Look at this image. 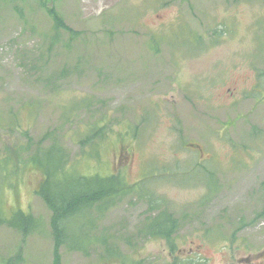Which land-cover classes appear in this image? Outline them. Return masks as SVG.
Segmentation results:
<instances>
[{
	"label": "rangeland",
	"instance_id": "obj_1",
	"mask_svg": "<svg viewBox=\"0 0 264 264\" xmlns=\"http://www.w3.org/2000/svg\"><path fill=\"white\" fill-rule=\"evenodd\" d=\"M12 1L0 0V155L58 128L74 160L61 105L85 99L83 131L117 130L75 172L122 174L133 191L92 207L97 241L62 246L61 264H238L242 241L262 256L264 0ZM17 159L0 168V216L31 214L36 231L1 223L0 264H54L44 174ZM156 217L173 221L167 236L147 231Z\"/></svg>",
	"mask_w": 264,
	"mask_h": 264
},
{
	"label": "trees",
	"instance_id": "obj_2",
	"mask_svg": "<svg viewBox=\"0 0 264 264\" xmlns=\"http://www.w3.org/2000/svg\"><path fill=\"white\" fill-rule=\"evenodd\" d=\"M49 11L58 29H66L75 33L65 23L64 18L56 8L51 7ZM71 102V105H61V108H63L62 124L67 125L69 128L73 127V135L78 137L77 143H79L82 150L80 156L90 155L97 159L99 157V148L102 146L103 141L109 137L111 132H115L117 129L113 126L107 127L104 124L93 126L84 123L86 130L83 131L82 126L77 123L78 115L83 108H89L87 105L89 103L85 99L81 100L78 98H72ZM103 118L105 120V117ZM15 121L16 118L14 117L10 124H15ZM58 132H60L58 128L46 132L38 141H34L32 137H29L27 143L20 144L14 149V153L11 149H7L5 156L0 155V168L2 169H6L13 160V156H17L16 168L23 169L27 165H32L39 168L44 174L37 193L52 211L51 228L55 241L54 264H61L60 248L62 246L80 250L91 244V239H95L93 238V229L96 223L90 213L92 207L96 206L101 211H105L119 203L126 194L133 192L123 179L122 174L104 177L101 174L86 176L76 173L75 170L77 168L74 161H79L81 157L77 156L74 160L70 159V153L64 146L61 136L57 134ZM32 147H34V150L27 157L22 156L25 150L29 151ZM73 173L78 175V177H66L67 174ZM97 203L100 204L97 206ZM83 213L87 215L84 222L80 221ZM10 218L12 217L0 216V224L7 222L11 226L20 229L24 234L36 231L32 229L31 225L36 223L37 220L31 214L18 211L12 219ZM87 224L93 225L92 230L90 228L86 230L82 228V226H87ZM150 224L155 226V230L147 231L167 236L171 229L170 224H173V221L170 218L161 221L156 217ZM163 225L167 227L163 230L159 229ZM83 235L87 238L91 237L90 241L84 245L81 243ZM8 264L10 263L8 262Z\"/></svg>",
	"mask_w": 264,
	"mask_h": 264
},
{
	"label": "flooded vegetation",
	"instance_id": "obj_3",
	"mask_svg": "<svg viewBox=\"0 0 264 264\" xmlns=\"http://www.w3.org/2000/svg\"><path fill=\"white\" fill-rule=\"evenodd\" d=\"M252 224H254L256 227L260 226V225H264V209L260 212L257 213L252 221ZM263 234H264V227L261 229ZM241 245H237V247L239 249H246V251L249 252V255L247 256H242L240 258V260L242 262L238 263V264H264V253L262 254V256L257 255L258 253H253V246L249 245L247 242H241ZM248 249V250H247Z\"/></svg>",
	"mask_w": 264,
	"mask_h": 264
}]
</instances>
